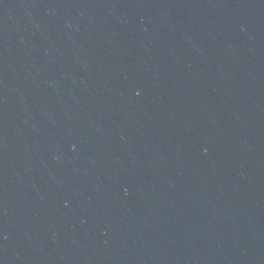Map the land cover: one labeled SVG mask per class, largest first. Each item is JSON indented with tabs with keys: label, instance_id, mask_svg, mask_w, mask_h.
<instances>
[{
	"label": "water",
	"instance_id": "water-1",
	"mask_svg": "<svg viewBox=\"0 0 264 264\" xmlns=\"http://www.w3.org/2000/svg\"><path fill=\"white\" fill-rule=\"evenodd\" d=\"M0 264H264V0H0Z\"/></svg>",
	"mask_w": 264,
	"mask_h": 264
}]
</instances>
